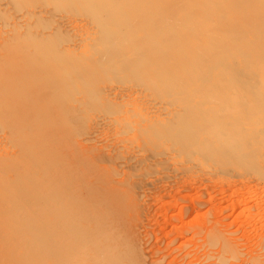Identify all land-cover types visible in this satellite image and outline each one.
Segmentation results:
<instances>
[{"label":"rangeland","instance_id":"374dc122","mask_svg":"<svg viewBox=\"0 0 264 264\" xmlns=\"http://www.w3.org/2000/svg\"><path fill=\"white\" fill-rule=\"evenodd\" d=\"M151 1L163 8L170 0H0V76L56 101L57 136L82 166L135 183L125 220L148 263L211 244L210 232L197 240L192 231L219 221L236 254L224 250L222 264H256L264 254V22L238 37L227 25L260 14L264 2L182 0L162 22ZM10 126L0 114V156L32 160L25 168L38 178L39 139L28 138V149Z\"/></svg>","mask_w":264,"mask_h":264},{"label":"bare ground","instance_id":"6f19581e","mask_svg":"<svg viewBox=\"0 0 264 264\" xmlns=\"http://www.w3.org/2000/svg\"><path fill=\"white\" fill-rule=\"evenodd\" d=\"M131 1L125 0L126 3ZM196 1L206 5L209 0ZM184 5L182 0H170L163 8H158L159 3L154 1L149 8L153 13L163 16L162 22H165L167 15H175ZM247 6L245 2L241 5L244 10H247ZM111 8L117 9V6L111 5ZM195 17L201 19L200 14H195ZM260 21L264 22V11L251 17L241 16L239 23L234 21L228 23L227 27L234 37H238L250 30L259 31ZM258 33L259 37L264 38V30ZM209 53L204 50L200 55L204 57ZM260 63L258 66L264 71V64ZM189 80L185 78L182 82L187 83ZM155 81L161 84V80L155 78ZM0 86L1 117L9 122L12 130L15 129L22 145L28 149L32 146L40 147L44 151L41 155H45L40 164V175L35 179L25 168L26 163L32 160L25 158V161H19L17 157L0 156V264L163 263L166 256L149 263L142 257L136 233L128 226L129 221L125 220L127 210L132 209L134 200L132 190L135 183H130L131 178L126 181L122 178L117 180L116 169L82 166L79 163V152L76 149L69 152L62 138L57 136L58 131L52 119L57 112L54 108L56 101H46L39 88L18 80L7 82L1 76ZM54 86L61 87V82L57 79ZM35 122L38 125L28 133L26 126ZM33 136L39 140L32 145L27 139ZM45 136H49L50 140L43 143ZM28 153L32 154L31 151ZM34 154L37 156L39 149ZM99 154L96 155L98 160L104 157V154ZM103 159H107V156L99 162ZM138 164L140 166L141 163ZM11 173L15 176L11 177ZM261 205H258L257 214L264 217V205ZM218 223H212L214 226L209 230L197 225L192 231L196 239L210 232L207 236H212L211 244L199 243L195 245L194 251L185 255H182V249L180 252H169L168 257L171 256V259L168 264H222L224 261L221 260V253L224 250L234 259L235 245L220 230ZM261 229H264V224ZM36 252L38 255L35 260L33 256ZM187 256L191 260L186 263ZM262 256L256 264H264V254Z\"/></svg>","mask_w":264,"mask_h":264}]
</instances>
